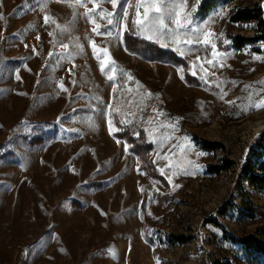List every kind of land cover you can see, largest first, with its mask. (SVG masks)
Here are the masks:
<instances>
[{
    "label": "rangeland",
    "instance_id": "rangeland-1",
    "mask_svg": "<svg viewBox=\"0 0 264 264\" xmlns=\"http://www.w3.org/2000/svg\"><path fill=\"white\" fill-rule=\"evenodd\" d=\"M205 1L158 5L165 32L171 12L208 36L181 30V55L133 23L139 0H0V264H259L243 246H264V192L242 167L264 132V27L230 18L264 16V0ZM124 7L119 28L96 14ZM125 33L176 63L130 53ZM111 114L144 132L160 178L114 137Z\"/></svg>",
    "mask_w": 264,
    "mask_h": 264
},
{
    "label": "trees",
    "instance_id": "trees-1",
    "mask_svg": "<svg viewBox=\"0 0 264 264\" xmlns=\"http://www.w3.org/2000/svg\"><path fill=\"white\" fill-rule=\"evenodd\" d=\"M218 3V0H206L202 5L204 11H208ZM231 21H257L261 27H264V16L261 15V8H247L237 12L231 16ZM131 33V32H130ZM245 37L237 36L233 40L235 47H242ZM124 44L126 49L140 58L154 62L159 61L163 63H176V57L170 52L162 50L155 44L144 39L132 37L131 34H124ZM110 130L114 137L123 140L132 152L140 161V169L144 170L150 177L160 178L150 160V152L152 145L146 141L144 132L138 128V125L133 122L126 126L120 125L115 118L110 115ZM118 128V131H113V128ZM138 136H135V134ZM43 137H38L34 141L41 143ZM223 165L214 167V172H221L233 168L234 164L228 160ZM243 178L252 187L258 191L264 192V132L256 143L250 148L248 158L243 165ZM264 235V230H263ZM249 252L254 253L259 264H264V246L256 242L254 239L245 240L243 246Z\"/></svg>",
    "mask_w": 264,
    "mask_h": 264
},
{
    "label": "snow or ice",
    "instance_id": "snow-or-ice-1",
    "mask_svg": "<svg viewBox=\"0 0 264 264\" xmlns=\"http://www.w3.org/2000/svg\"><path fill=\"white\" fill-rule=\"evenodd\" d=\"M86 2H100V0H75V3L83 6ZM102 2H106V3H111L113 5V7H116L118 4H126L127 0H102ZM164 3H169L172 4L174 3V0H139V2L136 4V9H137V15L139 16V9L141 7H144V12H143V17L144 19H137L135 20L133 23L136 24L137 26H140L143 32H151L153 34H159L157 36V38H159V36L162 35H169L172 38V41L174 43H176L178 46L176 48L177 52H180L181 55H183V51L182 49L179 47L181 40H180V35L181 30L188 28L189 32L194 33L196 36L195 39V43L196 44H200L203 43L205 45L209 44V39L208 36L206 35L203 41H200L199 39V32H200V26H197L196 28H191V20L189 18H185L184 22H181V20L179 19V14L176 15L175 18H173L171 12L168 13V18L169 20H171L172 24L175 25L174 29H168L167 32H165L164 30L167 28V25L164 24V15L163 13H161V8L158 6L159 4H164ZM150 9H154L156 13H160V15H152L151 18L149 19V11ZM121 12L123 14L124 17H127L128 15V10L126 7L122 8L121 11L113 13V12H108L106 15L104 13V11L102 10L99 13H96L97 15L102 16L105 20H106V24L107 25H113L115 23L116 27L119 28L120 26V19H118L117 17L121 16ZM85 16H89L91 17V12L88 13H84ZM145 21H147V23H145ZM48 22V17L45 16V23ZM91 22H95L94 19L91 20ZM158 25V26H157ZM101 26L99 24H97L92 31L95 32L97 35H111V32H101L100 31ZM184 35H187V33H183ZM50 35H52V33H50ZM147 39H152L153 36L152 35H148L146 37ZM184 44H187L189 46H191L193 44V40L192 39H187L183 41ZM64 47L66 48L67 45H64ZM214 47V45H213ZM93 49L94 52L96 50V46L95 44H93ZM103 51H107L106 49H104ZM50 55H52L50 53ZM199 59V58H197ZM209 63H211V61H209ZM105 65L102 64L101 65V71L103 72L105 69ZM112 72L116 71L115 67L111 68ZM108 79L110 81L114 80V77L109 75ZM129 79H131V77L129 76ZM61 87H63V85H61ZM255 107L259 108V107H264V102L260 103V104H256ZM161 172H163V169H161Z\"/></svg>",
    "mask_w": 264,
    "mask_h": 264
},
{
    "label": "built area",
    "instance_id": "built-area-1",
    "mask_svg": "<svg viewBox=\"0 0 264 264\" xmlns=\"http://www.w3.org/2000/svg\"><path fill=\"white\" fill-rule=\"evenodd\" d=\"M143 12H144V7H141L140 9H139V16L137 15V19H144V17H143Z\"/></svg>",
    "mask_w": 264,
    "mask_h": 264
},
{
    "label": "bare ground",
    "instance_id": "bare-ground-1",
    "mask_svg": "<svg viewBox=\"0 0 264 264\" xmlns=\"http://www.w3.org/2000/svg\"><path fill=\"white\" fill-rule=\"evenodd\" d=\"M264 128V126H262V125H258V127L256 128V130H255V132L256 131H259V130H261V129H263Z\"/></svg>",
    "mask_w": 264,
    "mask_h": 264
}]
</instances>
